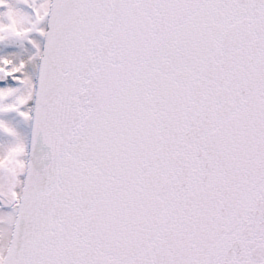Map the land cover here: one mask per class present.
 Wrapping results in <instances>:
<instances>
[{"label":"snow or ice","instance_id":"1","mask_svg":"<svg viewBox=\"0 0 264 264\" xmlns=\"http://www.w3.org/2000/svg\"><path fill=\"white\" fill-rule=\"evenodd\" d=\"M0 264H264V0H0Z\"/></svg>","mask_w":264,"mask_h":264}]
</instances>
